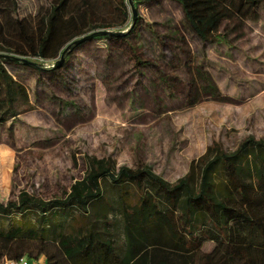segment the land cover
<instances>
[{"label": "rangeland", "instance_id": "1", "mask_svg": "<svg viewBox=\"0 0 264 264\" xmlns=\"http://www.w3.org/2000/svg\"><path fill=\"white\" fill-rule=\"evenodd\" d=\"M52 2L15 0L12 14L35 24ZM137 8L129 37L105 38L99 47L89 40L58 72L5 63L26 86L29 106L0 124L1 201L20 190L59 197L82 176L85 156L107 158L115 167L145 165L174 182L209 145L231 152L246 138L264 139V12L255 21H222L226 42L217 44L185 29L172 0ZM83 10L89 25L122 28L104 0H70L66 14ZM171 31L184 37L189 57L174 59L181 51ZM16 218L0 217V227ZM33 218L26 214L24 221ZM211 246L205 242L203 249Z\"/></svg>", "mask_w": 264, "mask_h": 264}, {"label": "trees", "instance_id": "2", "mask_svg": "<svg viewBox=\"0 0 264 264\" xmlns=\"http://www.w3.org/2000/svg\"><path fill=\"white\" fill-rule=\"evenodd\" d=\"M154 1L104 0L122 26L109 30L89 25L86 10L66 14L70 0H54L35 24L12 14L15 0H0V124L29 106L26 86L5 63L58 72L89 40L99 47L105 38L129 37L138 5ZM172 1L184 28L202 43L226 42L222 21H255L264 12V0ZM86 27L107 32L76 43ZM178 34H171L181 51L173 57H189ZM84 165L82 176L59 197L20 190L16 198L0 200V217L17 214L0 227V261L24 256L42 257L44 264H264V139L246 138L231 152L209 145L174 182L141 164L115 167L107 158L85 156ZM26 214L32 222L24 221ZM205 242L210 249H203Z\"/></svg>", "mask_w": 264, "mask_h": 264}, {"label": "built area", "instance_id": "3", "mask_svg": "<svg viewBox=\"0 0 264 264\" xmlns=\"http://www.w3.org/2000/svg\"><path fill=\"white\" fill-rule=\"evenodd\" d=\"M0 264H44L40 263L38 259H28L24 256L19 258H4L0 261Z\"/></svg>", "mask_w": 264, "mask_h": 264}, {"label": "water", "instance_id": "4", "mask_svg": "<svg viewBox=\"0 0 264 264\" xmlns=\"http://www.w3.org/2000/svg\"><path fill=\"white\" fill-rule=\"evenodd\" d=\"M132 14H133V18H135V16H136V10L134 9V8H132ZM106 30H96V31H93V32H90V33H88V34H85V35H83V36H81L80 38H78L75 42L76 43H79V42H81V41H84V40H86V39H90V38H92V37H94V36H98V35H104V34H106ZM1 55V54H0ZM62 57L59 59V61L58 62H56V64H58V63H60L61 61H62ZM23 62H27L26 60H23Z\"/></svg>", "mask_w": 264, "mask_h": 264}]
</instances>
